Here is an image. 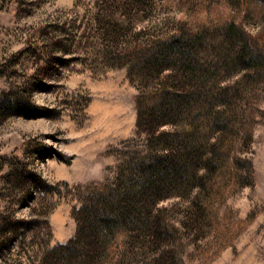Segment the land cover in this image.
<instances>
[{
	"label": "rangeland",
	"instance_id": "1",
	"mask_svg": "<svg viewBox=\"0 0 264 264\" xmlns=\"http://www.w3.org/2000/svg\"><path fill=\"white\" fill-rule=\"evenodd\" d=\"M106 9H127L144 35L224 16L264 33V14L239 0H0V264H39L48 245L73 236L75 185L113 181L122 150L144 137L136 125L141 84L103 53ZM247 100L248 109H264V80L249 85ZM257 118L244 146L254 182L223 185L212 229L184 207L173 214L184 225L185 264H264V116ZM227 227L233 240L222 247ZM60 230L73 233L56 240Z\"/></svg>",
	"mask_w": 264,
	"mask_h": 264
},
{
	"label": "trees",
	"instance_id": "2",
	"mask_svg": "<svg viewBox=\"0 0 264 264\" xmlns=\"http://www.w3.org/2000/svg\"><path fill=\"white\" fill-rule=\"evenodd\" d=\"M239 1L264 14V0ZM106 11L103 53L141 84L136 125L144 137L120 151L113 181L75 185V234L48 245L39 264H185L188 243L174 212L184 207L212 229L223 185L254 182L244 146L264 109L247 108V88L264 80V33L224 16L144 35L127 9ZM171 197L178 199L162 203ZM220 235L222 247L232 243L231 229Z\"/></svg>",
	"mask_w": 264,
	"mask_h": 264
},
{
	"label": "crops",
	"instance_id": "3",
	"mask_svg": "<svg viewBox=\"0 0 264 264\" xmlns=\"http://www.w3.org/2000/svg\"><path fill=\"white\" fill-rule=\"evenodd\" d=\"M72 233H73V231H71L70 233L67 234L65 231L60 230L59 235H57L56 231H55V237H56V240H64L67 237H69Z\"/></svg>",
	"mask_w": 264,
	"mask_h": 264
}]
</instances>
